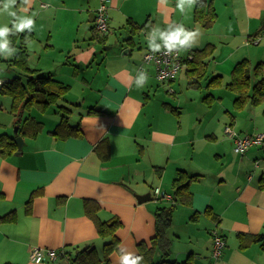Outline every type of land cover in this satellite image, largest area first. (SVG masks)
Returning a JSON list of instances; mask_svg holds the SVG:
<instances>
[{
	"label": "crops",
	"instance_id": "obj_1",
	"mask_svg": "<svg viewBox=\"0 0 264 264\" xmlns=\"http://www.w3.org/2000/svg\"><path fill=\"white\" fill-rule=\"evenodd\" d=\"M131 1L108 0L109 31L100 35L93 28L99 0H82L73 8L40 4L42 13L52 16L67 12L68 22L64 29L54 24L47 36L40 35L43 54L33 70L68 85V92L51 105L57 106L60 117H67L69 125L79 127L58 139L51 133L60 121L57 118L40 122L41 132L27 137L19 133L22 121L17 127L24 141L20 152L15 154L16 148L0 155V216L14 215L12 221L0 223V264H49L31 261L33 248L74 255L93 247L101 258L107 240L98 235L85 212L86 201L96 203L99 220L116 217L120 221L116 231L119 251L100 264H120L119 257L126 253L135 256L137 244L154 236L155 214L161 208L170 214L171 226L173 211L181 208L173 221L185 227L174 234L177 239L184 236L186 246L170 247L171 259L191 264H264L259 244L241 248L236 238L237 234L264 237V142L238 154L227 134L221 139L214 134H181L179 108L164 95L171 96L167 88L175 89L176 83L197 88L193 85L196 75L190 71L194 66L202 68L201 90H212L207 83L217 76L227 84L233 68L242 61L250 68L260 64L264 78V39L251 43L264 29V0H143L128 8ZM197 1L204 2L203 11L211 7L216 13L207 29L194 22ZM34 2L18 0L17 5L23 4L26 11ZM84 14L92 22L90 36L78 34L76 24ZM127 20L145 27L133 35L126 25L130 36L119 47L123 51L117 52L108 45V37L115 31L113 26L120 27ZM171 24L191 33L180 49L183 60L205 47L212 53L200 65L185 61L174 79L160 83L154 66L143 64L142 56L159 46ZM24 32L35 34L28 28ZM93 34L102 42L93 39ZM93 40L103 46L102 52L89 46ZM142 41L144 49L133 53V43ZM60 108L65 110L60 112ZM248 111L255 123L257 114ZM263 133L264 126L256 123L249 134L238 135ZM178 171L198 176L189 183L192 197L187 206L173 198L172 181ZM156 188L171 199L156 196ZM147 193L150 199L139 203L136 197ZM161 199L168 206L159 204ZM213 232L225 242L217 258L212 255Z\"/></svg>",
	"mask_w": 264,
	"mask_h": 264
},
{
	"label": "trees",
	"instance_id": "obj_2",
	"mask_svg": "<svg viewBox=\"0 0 264 264\" xmlns=\"http://www.w3.org/2000/svg\"><path fill=\"white\" fill-rule=\"evenodd\" d=\"M203 7V1L196 2L194 22L198 23L202 28L207 29L215 21L216 13L211 7L208 9V12H205L203 11ZM126 25L130 26L133 35L138 34L145 27V24L138 27L131 20H127ZM30 36L31 33L29 32L19 34L14 29H9L5 33L7 50L10 53L14 52L10 61L11 65L22 69V71L28 74L25 82L18 77H14L0 86V93L8 95L12 99V111L16 113L18 109H20L19 113L16 114L17 116H21L23 110L30 104H35L42 108L55 104L69 89L68 85L53 79L51 76L37 73L35 70L28 68V54L22 46L25 41L24 38H29ZM98 38L96 34H93V39L102 42V40ZM17 50L19 51L17 52ZM190 53L191 59H184V61H186L187 64L200 65L204 58L211 55L212 50H208V47H205L200 50H193ZM260 66V64H257L253 68H250L247 61H242L233 68L227 87L236 94L234 104L237 109L242 110L245 105L257 106L264 101V78L260 77ZM190 71L196 75L193 85L198 88V80L203 75L201 72L202 68H195L194 66V68H190ZM219 83L220 77L217 76L213 77L207 83V86L209 87L210 85L212 86ZM208 97H210V95L205 96L204 100H207ZM64 110V108L59 109L60 112ZM78 127V125H69L67 117L61 115L59 123L51 133L58 139H65L74 132H77ZM39 132H41V123L32 117L25 118L22 127L19 129L20 135H25L27 137H34ZM15 150L16 145L14 143V137L1 134L0 155L6 156ZM197 177L196 175H189L184 171L177 172L175 179L172 181L174 190L173 198L177 204L187 206L191 203L192 194L189 190V183L197 179ZM97 208L98 206L93 201H86L84 203L85 212L94 221L98 235L102 239L107 240L103 245L102 257H99L95 248L86 247L77 251L74 255H69L66 252H58L56 260L49 261V264H100L101 261L107 262L109 256L113 252L119 251V241L116 237V231L120 227V221L116 217H112L107 221L99 220L96 216ZM13 219L14 215H3L0 216V223L12 221ZM170 226V214L166 215L164 208L158 209L155 214L154 236L148 242H140L136 246L137 253L135 256L143 257V260L139 261L138 264H191L188 260L179 262L171 259V241L168 237ZM236 238L241 248L252 243H257L264 250V237L262 235L237 234Z\"/></svg>",
	"mask_w": 264,
	"mask_h": 264
},
{
	"label": "rangeland",
	"instance_id": "obj_3",
	"mask_svg": "<svg viewBox=\"0 0 264 264\" xmlns=\"http://www.w3.org/2000/svg\"><path fill=\"white\" fill-rule=\"evenodd\" d=\"M143 0H132L130 4L127 3L128 8H132L133 4H137L138 2ZM18 0H15L14 4L6 7L8 4V0H0V30L6 29H14L17 32L24 34L26 28L21 32L18 31L17 25L23 23L26 20H31V27L35 29L28 28L30 31H33L35 34L30 36L29 38H24L23 49L27 51L29 55V61H27V66L30 69H34V62L37 60L39 55H42L41 52L43 50V46L39 45L40 43V35L47 36L48 31L50 30L52 25H56L57 27L65 28L67 26V12H60L57 16H52L49 13H42L40 10V4L46 3L49 7H54L58 4H62L66 7L73 8L80 4L82 0H35L34 3L29 4L28 9L26 11L22 10L23 4L17 5ZM82 16V15H81ZM89 17L84 14L81 17L79 16V21L76 26L79 27V36L83 35H91L92 22L88 21ZM123 24V23H122ZM126 22L120 27H114L115 31L108 37V45L112 44L113 49L118 52V50L123 51V49L119 48L124 43H127V38L130 36L126 29ZM53 28V26H52ZM75 27L73 26L72 32ZM5 31V33H6ZM100 35V33H99ZM136 40V38H133ZM137 41V40H136ZM143 41L133 43V53H139L144 49ZM0 44L6 45V37L5 34L0 36ZM44 44V43H43ZM89 46L99 47L101 52L103 51V46L100 45L97 41L93 40L89 43ZM42 47V48H40ZM109 47V46H108ZM182 49V45L179 44V51ZM14 52L10 53L7 50V47L0 48V80L4 83L14 77L20 78L23 82H25L28 74L22 69L14 67L11 65V58ZM43 59V57L41 58ZM161 83V82H160ZM168 83V82H166ZM205 84V83H204ZM158 86H162L167 88V86L159 84ZM200 88H192L187 82L179 87L178 83H176L175 89L167 88L168 92H171V96L164 93L165 90H162L167 99H169V103L173 107L179 108L180 111V122H181V134H214L217 139H221L225 137V127L229 126L235 134H249L251 127L256 123L264 126V105L257 106H249L245 107L243 110L237 109L234 104V99L236 94L234 91L230 90L225 83H219L212 85V90H199ZM174 92V93H173ZM210 93V97L207 100H204V97ZM168 102V101H167ZM253 110L257 114V118H255V123L250 118V111ZM15 112L12 111V99L5 94L0 93V135L7 134L11 137H14L15 128H17L23 119L32 117L35 120L42 122V124L48 123L50 120H54L58 118L60 120L59 113H57L56 105H48L45 108L36 106L35 104L28 105L24 110L21 116H15ZM232 117L234 119H232ZM177 118V117H176ZM233 123L231 125L230 123ZM14 135V136H13ZM17 135V134H16ZM209 135V136H210ZM18 136V135H17ZM16 137V136H15ZM14 137V138H15ZM211 137V136H210ZM215 141L218 140H213ZM213 147H216L215 145ZM150 186V184H148ZM151 187V186H150ZM154 186L152 185V188ZM155 188V187H154ZM170 190V187H167ZM150 192V188H148ZM154 198V196H153ZM155 199V198H154ZM154 201V200H152ZM162 206H168L167 202L164 199H161L160 203ZM181 208H176L172 213V218L178 217V212ZM172 220V226L168 232V236L171 239V247L172 248H183L186 246L187 240L177 239L175 233H181L185 227L181 224H176ZM177 221V220H175Z\"/></svg>",
	"mask_w": 264,
	"mask_h": 264
},
{
	"label": "built area",
	"instance_id": "obj_4",
	"mask_svg": "<svg viewBox=\"0 0 264 264\" xmlns=\"http://www.w3.org/2000/svg\"><path fill=\"white\" fill-rule=\"evenodd\" d=\"M108 0H99V6L95 10L93 28L100 34H106L109 31L108 15H107ZM179 24L169 25L163 32L161 42L155 49L147 50L142 56L143 64H152L155 68V76L159 82L166 83L174 79L180 70L183 68L185 61L180 55L177 44H174L171 48L166 46V37L168 34L179 30ZM264 39V29L261 34L251 40V43L258 44ZM191 59V56L186 58ZM3 82L0 80V86ZM225 133L232 138L234 144V151L238 154H243L249 147L253 145H261L264 142V133L257 134L255 136H239L235 134L229 126L225 127ZM156 196L170 200L171 197L160 193L159 189L154 190ZM225 242L222 236L217 232H213V249L212 255L217 258L220 256ZM58 254L54 250H42L39 248H33L30 251V259L35 263H42L45 261L56 260Z\"/></svg>",
	"mask_w": 264,
	"mask_h": 264
},
{
	"label": "clouds",
	"instance_id": "obj_5",
	"mask_svg": "<svg viewBox=\"0 0 264 264\" xmlns=\"http://www.w3.org/2000/svg\"><path fill=\"white\" fill-rule=\"evenodd\" d=\"M191 3L192 0H189ZM15 0H8V4L6 7L10 6L11 4H14ZM32 25L31 20H26L23 23L18 24L16 27L18 31H23L25 28H30ZM6 29L0 30V36H3L5 34ZM189 35L191 33H184L182 30H177L173 33H170L167 35L166 39V46L171 48L174 44H180L183 45L186 43V41L189 39ZM181 36H183V39H181ZM5 44H0V48L5 47ZM158 47V46H157ZM120 264H138L139 261L143 260L142 256H133L131 253H126L123 256L119 257Z\"/></svg>",
	"mask_w": 264,
	"mask_h": 264
},
{
	"label": "water",
	"instance_id": "obj_6",
	"mask_svg": "<svg viewBox=\"0 0 264 264\" xmlns=\"http://www.w3.org/2000/svg\"><path fill=\"white\" fill-rule=\"evenodd\" d=\"M125 51H126V50H125ZM124 53H125V52H123V54H124ZM17 132H18V128H15L14 134L16 135ZM14 143H15L16 148H17V152H16L15 154H18V153L20 152L22 146L24 145V141H23L22 136H19V135L16 136V137L14 138ZM136 198H137V201H138L139 203H142V202H145V201H147V200L150 199V194L147 193V194L142 195V196H137Z\"/></svg>",
	"mask_w": 264,
	"mask_h": 264
}]
</instances>
